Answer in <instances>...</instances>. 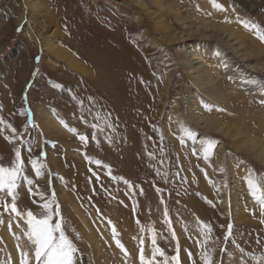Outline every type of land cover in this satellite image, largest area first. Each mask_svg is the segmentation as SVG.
Here are the masks:
<instances>
[{"label":"rangeland","instance_id":"1","mask_svg":"<svg viewBox=\"0 0 264 264\" xmlns=\"http://www.w3.org/2000/svg\"><path fill=\"white\" fill-rule=\"evenodd\" d=\"M217 3L224 11L209 0H0V166L17 147L33 181H20L22 215L40 211L38 192L55 194L77 264H140L149 227L167 257L178 242L181 264H203L206 250L213 264H264V217L244 180L249 169L264 177L254 130L264 126V43L245 27L264 30V0ZM191 52L210 84L187 68ZM202 140L217 142L207 161ZM3 203L0 193V264H19L31 251L26 225ZM198 222L211 226L207 244Z\"/></svg>","mask_w":264,"mask_h":264},{"label":"snow or ice","instance_id":"2","mask_svg":"<svg viewBox=\"0 0 264 264\" xmlns=\"http://www.w3.org/2000/svg\"><path fill=\"white\" fill-rule=\"evenodd\" d=\"M209 3L213 8L224 11L222 5L217 3V0H209ZM245 27L250 32H252V34L261 43H264V30H261L259 25L246 24ZM229 79L231 80L232 77H229ZM262 94H264V92H262ZM261 103L264 104V101H261ZM0 123H3V121L0 120ZM7 127L11 128L13 133L16 132V129L12 128L11 125H7ZM93 127L96 126L93 125ZM68 130L71 132H75V129ZM181 131L193 141L196 140L194 133L190 129L182 125ZM79 139L82 142H86L88 138L85 136H79ZM181 143H183V139H181ZM200 145L203 159L205 161L209 160L210 156L214 154V150L217 147V142L214 140H202L200 141ZM195 152L196 150L193 149L194 154ZM30 163L36 177H42V169L45 167V165L43 163H38L35 159L31 160ZM95 163L99 165L100 161H96ZM22 178L27 181V184L29 186L33 184L32 180L24 176V161L21 160V153L19 149H16L15 159L11 162V167L0 166V193H3L6 197L11 198L10 204L3 203L2 206L4 208V211L8 212L10 209L11 213L15 214L17 217H21L24 221V224L26 225L25 235L28 242H30L31 251H21L19 264H32L33 261L34 264H77L78 249L76 248L72 240L68 237V235H66L63 218L61 217L59 210V205H56L55 209H53V205L55 204L54 193L52 194L51 200H46V197L42 192L37 193L40 197V200L46 201L45 203L38 206L40 209L38 213H34L33 211L28 210L26 214L22 215V213L18 210V188L20 187V181ZM97 179H99V177H97ZM244 180L247 185L249 195L260 207L261 217H264V187H262V181H264V177L258 176L252 169H249L248 174L244 177ZM124 183L128 184L129 187H131L127 180H125ZM28 190L30 193L32 192L31 187H29ZM164 215L165 217H167L168 213L165 212ZM164 222L165 224H169L170 226V222L167 219H165ZM260 222L264 223V219H261ZM3 223L4 221L0 219V224ZM137 223L139 224V221H137ZM198 223L201 235L204 238L203 244H207L208 237L212 231L211 226L202 222ZM8 227L9 229H11V224H9ZM144 231L145 229L141 227L140 232ZM148 231L151 233V258H146L144 254L145 250L143 247L144 240L141 239L139 242L140 264H160V261L157 259V257L162 258L163 264H169V261H171V264H181L178 242L176 247V254L169 258L165 255V252L157 246V235L154 229L149 227ZM112 234L116 247L124 253L125 257H127L129 254L120 240L117 239L119 234L117 233L114 226L112 227ZM171 235L173 239H176L174 231L171 232ZM231 236L232 225L229 224L228 232L224 237L225 241H229L231 239ZM188 256L189 259L192 258L191 253H188ZM200 259L203 264H213V253L207 250L203 251L201 252Z\"/></svg>","mask_w":264,"mask_h":264},{"label":"bare ground","instance_id":"3","mask_svg":"<svg viewBox=\"0 0 264 264\" xmlns=\"http://www.w3.org/2000/svg\"><path fill=\"white\" fill-rule=\"evenodd\" d=\"M58 48V47H57ZM59 51V50H58ZM193 51V50H192ZM59 53V52H58ZM67 58V57H66ZM65 59V58H64ZM183 59H185L186 60V62L188 63V65H187V68L190 70V72L191 73H193V74H196L197 75V77H198V79H203V81H204V83H205V85H208V84H210V80H211V78H208V74L210 73L206 68H205V64H204V61H203V59H201V58H199V56H198V54L197 53H195V52H191L189 55L188 54H186V55H184V57H183ZM73 62V61H72ZM206 62V61H205ZM72 64V63H71ZM75 66H76V64H75ZM80 66V65H79ZM208 66V65H207ZM82 72V71H81ZM211 75V74H210ZM101 79V78H100ZM218 86V85H217ZM210 121H213V120H211V119H207L205 122H206V124L207 123H211ZM215 124H216V121H213ZM7 125H9V124H6L5 125V127H7ZM219 126V125H218ZM4 127V128H5ZM264 126H262V125H258V126H256L255 128H254V130H255V133H257V134H264ZM18 143V142H17ZM257 143H259V141H257V142H255V144H254V141H252L251 142V145L252 146H256V144ZM246 144V143H245ZM12 145H13V143H12ZM14 145H16V141L14 142ZM16 149H17V147H16ZM15 149V150H16ZM257 158H259V159H261V160H263L264 161V151H259L258 153H257ZM18 219V218H17ZM4 225V224H3ZM5 226V225H4Z\"/></svg>","mask_w":264,"mask_h":264}]
</instances>
